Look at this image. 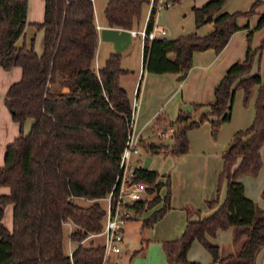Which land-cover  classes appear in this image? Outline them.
<instances>
[{
	"label": "trees",
	"instance_id": "trees-1",
	"mask_svg": "<svg viewBox=\"0 0 264 264\" xmlns=\"http://www.w3.org/2000/svg\"><path fill=\"white\" fill-rule=\"evenodd\" d=\"M177 0H167L162 5ZM225 0H207L192 6L194 28L205 23L211 30L166 39L145 40L142 47L143 71L176 75L188 70L193 52L212 49L218 53L236 30V18L247 17L259 1L245 11L225 12ZM44 15L32 23L43 31V50L37 54L16 41L27 25L28 0H0V67L21 69V77L7 89L4 104L19 125V135L6 145L0 166V264H101L103 248L100 237L92 236L103 227V198L110 190L118 171L119 156L129 130L131 99L120 78L129 73L121 67L120 53L111 52L104 64L94 67L98 31L92 0H43ZM150 0H107L103 9L107 26L131 30L138 24L142 8ZM158 0H153L146 23L151 30ZM264 25V12L252 29ZM264 37L251 49L246 44L243 57L231 62L213 87L212 100L198 118L178 109L173 121L164 116L154 120L157 130L174 126L170 145L143 143L149 155L169 154L177 158L187 151L186 131L203 120L212 127L226 122L235 88L242 92L245 103L256 87L251 123L235 131L231 147L221 154L217 188L225 183L224 198L206 200L212 212L196 220H186L180 235L161 242L167 264H200L186 257L196 240L208 253V264H254L256 253L264 247V208L243 194L239 178L254 177L261 167L259 149L264 144V82L257 72L249 74L255 55L259 56ZM68 91L54 93L53 86ZM138 90V88H137ZM200 109L201 104H194ZM209 117H213L209 119ZM31 119L27 133L23 124ZM157 171L135 170V180L148 185V200L136 203L141 213L159 202L162 206L143 220L152 228L168 208V177L159 181ZM165 186L161 197L157 190ZM264 198V191L260 192ZM88 203L80 205L77 200ZM12 207V224L2 223L7 206ZM68 227L71 248L64 249V227ZM231 229L234 254H220L211 239L217 230ZM99 239V240H97Z\"/></svg>",
	"mask_w": 264,
	"mask_h": 264
},
{
	"label": "crops",
	"instance_id": "crops-1",
	"mask_svg": "<svg viewBox=\"0 0 264 264\" xmlns=\"http://www.w3.org/2000/svg\"><path fill=\"white\" fill-rule=\"evenodd\" d=\"M92 1H93V7H94V17H95V22H96V28L98 31V44H97L95 58H94V67L98 68L104 64L106 58L113 51H112L111 43L107 41H102L99 37L98 28L101 29L102 27H109V26L106 25L105 21H102V20L100 21V18H97V14L95 12V0H92ZM206 1L207 0H198L195 2V4H192V6H200ZM192 6L190 7V10ZM221 10L228 12V10L226 9H221ZM260 13H256L254 16L250 18L252 19L251 28L255 26L257 17ZM43 15H44L43 0H28L27 15H26L27 25L24 28L23 35L20 36L18 40L16 41V45H18L20 41H22V45H25V46L27 45V41H28L27 31L30 30V33L32 34L31 42L33 43L34 50L36 51L37 54L42 53L43 31L36 30L34 26H32V23L42 22ZM239 17H241V19L236 20V24L239 29L233 32L235 34H238L239 44H237V47L235 44L231 45V43L233 42L231 41L225 44V46L218 53L213 52L212 49H206L203 51H197V52L192 53L194 60L202 63L203 64L202 67L207 68L205 72L210 71V72L215 73V77H218V79H220L219 77H221L225 68L231 62L235 61L233 60L234 57H230L231 52L230 51L227 52L229 47L233 48L234 51H237L235 59L236 58L238 59L236 60H239L243 57L244 50L241 56V49H242L241 43L244 42L243 32L245 36V32L249 28L248 27L249 25H248V16L247 18L242 17V16H239ZM157 26L165 29L163 25L159 24ZM201 28H203L201 32L199 33L195 32L197 35H203L209 32L211 30V24L206 23L203 26H201L199 29ZM165 34H166V30H165ZM165 34L161 37H165ZM101 47L104 49L102 53H100ZM141 55H142V50H141ZM122 66L123 65H121V67ZM122 68L126 69L125 67H122ZM251 68H250L249 74L255 73V71L253 69L251 70ZM133 73H134L133 71H131V73L129 71V73L126 75H129V74L131 75ZM186 74L187 72L185 71V76ZM126 75H123L120 78V84L122 87L126 89L129 95L130 89L126 86H123L125 84L122 83V80L124 76ZM177 75L178 74L176 75L154 74V73H150L147 71H143V67H142V71L140 70L137 71L135 75V83L137 82L140 76L138 90L136 93V97H138L139 102L137 103L138 109H136V116H135L134 125H133V135L137 137L139 144L143 143V139L144 137H146V135H144V132L146 131L148 126L155 119L161 116H164L163 112L165 108L168 107L167 110L172 111L173 108L176 107V109L178 110L177 94L180 91L179 86L181 85V81L185 76L182 79L177 80L176 79ZM20 77H21V69L19 67H12L9 70H4L3 68L0 67V166L3 165V155H4V150H5L6 145L12 142L19 135V125L18 123L12 120L9 111L4 104V97H5V93L8 87L13 82L18 81ZM126 80L124 79V82ZM178 81L180 82L175 83ZM261 81L264 82V77L261 78ZM52 89L54 93H61V92L68 91L67 87L60 86V85H55L53 86ZM235 90L236 89H234V91ZM133 92H134V88L132 89V94ZM254 92H256V87H254ZM233 97H234V92H233ZM233 97H232V101H233ZM253 98L255 97L253 96ZM253 98H252V101H253ZM197 101H201V100L198 99ZM232 101H231V105H232ZM208 102H206V104ZM231 105H230V109H231ZM192 112L193 111L189 112L188 114L192 115L193 114ZM175 116L172 119H168V121H173L175 119ZM252 116H253V106H252ZM229 118H230V115H229ZM31 122H32L31 119H27L24 122L23 129H22L24 134L28 132ZM243 122H244L243 124L232 126L231 129L233 130L231 131L232 133L230 132V134L232 135L235 131H237L238 129L236 128L243 127V126L245 128L250 124L247 113L244 117ZM147 137H148L147 139L150 140V138H152L151 140L159 144L158 140H156L152 135L150 137L149 134H147ZM161 143L170 145L171 141L165 140L164 142H161ZM221 147L223 148L224 144H221ZM260 150L261 148L259 149L260 158H262V160L264 161V152H261ZM147 155L149 154H146L145 156ZM150 156H151V161H152L153 160L152 155ZM170 158L171 159L166 160V166H165L166 174L165 172H161V173L158 172V169L156 167L150 168L148 166L150 169L155 170L159 173L160 175L158 179L159 181H164L165 180L164 176H167L169 178L168 179V187H169L168 188L169 189L168 208L165 211V213L162 215V217L159 218L152 226L153 228L151 231L152 239L156 242H162L164 240H172V239L177 238L180 235L186 220H196L198 218H202V217L209 215L215 207L213 208L207 207L205 204L206 200L216 198V201H217L216 205H219L224 198L225 184H222L218 188L216 184L217 175L221 169L222 162H221V157L216 153V150L214 147H210L209 152L208 151L206 152L202 149H197V150L192 149V148L188 149V146H187L186 153H184L183 155L177 158H174L172 156ZM254 178L255 177H251L247 175L241 176L239 178L243 186V194L246 198L254 201L259 207L264 208V198L260 197V192L262 190V183L260 182V179L256 180ZM7 192H8L7 188L5 187L0 188V194L7 193ZM164 192H165L164 185L161 186L157 190V193L159 196H162ZM161 203L162 202H159L152 208L156 209L157 207L160 206ZM10 208H11V216H12V207L9 205L5 208L4 216L2 218V223L7 228H11L10 227V213H9ZM144 211L148 212L149 209H145ZM11 224H12V217H11ZM123 232H124V229H123ZM219 233H220V230H217L215 233V236L211 239V241L218 246L219 253L220 254H228V253L234 254L237 248L233 244L231 245V248L225 252H222L220 250V245L218 244V241L216 240ZM123 254H124V249H122V251L118 253L117 255H114L113 258L122 261ZM186 257L188 260L194 261L193 260L194 258L190 256L189 252L186 253ZM256 260L257 262H263L264 264V247L261 248L256 253L254 264L256 263ZM209 261H210V258H209ZM213 264H216V263H213Z\"/></svg>",
	"mask_w": 264,
	"mask_h": 264
},
{
	"label": "rangeland",
	"instance_id": "rangeland-1",
	"mask_svg": "<svg viewBox=\"0 0 264 264\" xmlns=\"http://www.w3.org/2000/svg\"><path fill=\"white\" fill-rule=\"evenodd\" d=\"M151 1V0H150ZM198 0H177L170 4H168L166 7H164L162 4L165 2V0H158V10L155 15V25H163L166 30L165 38L170 39L173 37H176L180 34H187L191 32H201L203 28L198 29L194 28L193 24V16L192 11L190 10V7L192 4H195V2ZM259 1L254 6V13L250 14L248 16V29H252V19H250L252 16H254L256 13H260L264 11V0H225L222 6V9L228 10V12H234V11H245L249 8V6L254 2ZM107 0H95V12L97 14V18H100V21H104V15H103V9L105 7ZM149 4H145L142 8L141 16L139 19L138 24L134 26V30H142L144 27V23L146 20V16L148 13ZM247 18V17H246ZM241 19V17L236 18ZM206 24V23H205ZM35 31V30H34ZM33 33V32H32ZM232 33L226 44L228 42H231L232 44H235L237 47L238 43V34ZM31 37L32 34L30 33V30L27 31V45L26 47H30L31 44ZM264 37V25L258 29H255L252 31L248 43L244 36L243 32V40L244 42L241 43V56L243 53V50L246 46V44L249 45L251 49L256 48L260 41ZM231 39V40H230ZM22 41L19 42L17 46H21ZM225 46V45H224ZM103 48H100V53L103 52ZM141 40L139 37H134L131 40L130 45L120 53V63L123 65L122 67H125L127 70L133 71V74H129L124 76L122 83L125 84L123 86H126L130 89L129 95L132 100L135 98L137 100V103L139 102L138 97H136L137 88L139 85V79L140 76L135 83V75L138 70L142 71V55H141ZM230 53V57H234L237 54V51H234L233 48L229 47L227 52ZM232 60V61H233ZM202 63L197 62L194 60L193 56L191 55V65L186 70L187 74L182 79L181 85L179 86V93L177 94V102H178V109H180L184 113H189L193 111L192 117L194 119H197L201 111L206 110V102H210L212 100V90L215 84L218 82V77H215V73L213 72H205L207 68L202 67ZM251 70L253 69L255 72L259 74L261 78L264 77V42L262 44V47L260 48V54L259 56L255 55L253 58V61L251 63ZM214 76H213V74ZM222 74V73H221ZM252 74V73H251ZM222 76V75H221ZM220 78V77H219ZM124 79L126 80L124 82ZM175 82V83H179ZM184 83V84H183ZM208 85V86H207ZM134 88V92L132 94V89ZM234 91V97L230 109V118L227 122L220 123L217 127H212L207 120H203L200 122L197 126L191 127L186 131V138L188 141V149H202L204 151L210 150V147H214L216 150V153L220 156L221 152L226 149V146L228 143H230L231 140V134L230 132L233 130L231 129L232 126H237L238 124H243L244 117L246 113L248 114L249 123L252 121V106L253 101L255 97L254 87L251 90V93L249 97L247 98L246 102H242V92L239 90V88H235ZM253 98V101H252ZM201 101H197V100ZM194 104H202V107L200 109H195L193 107ZM166 105V104H165ZM164 105V107H165ZM168 108V107H167ZM165 108L163 115L166 118V122L168 119L174 118L176 112L178 111L175 108H173L172 111L167 110ZM138 109V106L137 108ZM176 117V116H175ZM213 117H209V119H212ZM247 123V124H249ZM246 126V125H245ZM171 128L170 131L168 128ZM244 128L239 127L236 128L238 130ZM174 129V126L165 125V133L162 135L161 130H157V128L154 125V121L148 126L146 131L144 132L143 143H157L151 140L152 138L147 139V134L151 137V135L158 140L159 143L166 141H171L169 138L170 132ZM232 133V132H231ZM159 135V136H158ZM224 141V143H223ZM140 143V153L137 155H132L131 157V163L133 165H139L143 164L142 160L144 159L145 155L147 154L145 152V149L142 147V144ZM221 144H224V147H221ZM166 145V144H165ZM220 146V147H219ZM218 148V149H217ZM261 152H264V144L260 147ZM171 155L169 154H154L152 155L153 160L151 161L149 167H156L158 169V172H165V166H166V160L171 159ZM176 161V160H175ZM142 162V163H141ZM174 163V162H173ZM166 176H164L165 178ZM254 179H260V182L262 183V190L264 191V161L261 158V167L254 176ZM169 179V178H168ZM165 181V180H164ZM217 184V183H216ZM222 184H225L224 181L220 182L219 186ZM148 192V191H147ZM152 196V194H150ZM164 194L161 197H164ZM77 202L80 205H86L88 202L84 199H79ZM162 204H160V208ZM155 210V208L149 209L148 212L143 211L140 214L137 215L136 218L129 220L125 222L124 224V232H123V249L124 254L122 256V261L126 264H167L162 247L161 242H156L152 239V229L145 225H143V220L147 217H149L152 212ZM10 227H11V208H10ZM68 227H64V249L68 251L71 248V245L68 240ZM99 240V239H97ZM216 240L218 241V244L220 245V250L222 252H225L231 248V229L226 228L224 230H220L219 235L217 236ZM187 252L190 253V256H192L194 261L199 262L200 264H208L209 262V256L207 252L202 248V246L194 240ZM255 264H263V262H257Z\"/></svg>",
	"mask_w": 264,
	"mask_h": 264
},
{
	"label": "built area",
	"instance_id": "built-area-1",
	"mask_svg": "<svg viewBox=\"0 0 264 264\" xmlns=\"http://www.w3.org/2000/svg\"><path fill=\"white\" fill-rule=\"evenodd\" d=\"M152 3L153 0L149 2V9L143 29L139 31L134 29L129 30L132 38L139 37L141 48L145 40H152L165 34V29L156 26L155 21L151 30L146 31V23ZM98 30L100 29L98 28ZM136 108L137 100L134 98L131 102L128 134L119 156L118 171L110 190L103 198L105 206L103 227L99 233L92 235L98 236L101 239L103 248L101 264H124L123 261L113 258L114 255H117L123 249L124 224L139 214L135 209L137 202L151 198V195L147 192L148 185L142 181L135 180V170L141 164L133 165L131 163L132 155L140 153L139 141L133 135ZM170 129L169 127L168 130ZM164 133L161 132L162 135Z\"/></svg>",
	"mask_w": 264,
	"mask_h": 264
},
{
	"label": "water",
	"instance_id": "water-1",
	"mask_svg": "<svg viewBox=\"0 0 264 264\" xmlns=\"http://www.w3.org/2000/svg\"><path fill=\"white\" fill-rule=\"evenodd\" d=\"M99 37L102 41L111 43L112 51L115 53H121L131 43L132 37L130 31L127 29H118L113 27H102L99 30ZM185 76V71H182L176 76L177 80L182 79ZM232 143H228L226 150L231 147ZM151 156L147 155L144 157L142 166L147 168L150 164Z\"/></svg>",
	"mask_w": 264,
	"mask_h": 264
}]
</instances>
